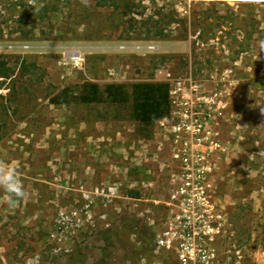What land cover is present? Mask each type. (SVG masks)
I'll return each instance as SVG.
<instances>
[{
	"label": "rangeland",
	"instance_id": "374dc122",
	"mask_svg": "<svg viewBox=\"0 0 264 264\" xmlns=\"http://www.w3.org/2000/svg\"><path fill=\"white\" fill-rule=\"evenodd\" d=\"M262 45L264 0H0V56L16 69L0 89V165L25 191L0 190V264L79 252L147 264L145 241L170 212L167 119L144 137L129 104L50 98L85 81H182L191 94V79L220 104L213 188L228 245L264 264ZM17 56L37 67L19 74Z\"/></svg>",
	"mask_w": 264,
	"mask_h": 264
},
{
	"label": "built area",
	"instance_id": "2783aa9c",
	"mask_svg": "<svg viewBox=\"0 0 264 264\" xmlns=\"http://www.w3.org/2000/svg\"><path fill=\"white\" fill-rule=\"evenodd\" d=\"M175 84L165 127L172 189L162 202L170 212L153 228L147 264H248L243 253L228 245L232 226L213 188L217 93L204 94L192 79L191 94L183 93L182 81Z\"/></svg>",
	"mask_w": 264,
	"mask_h": 264
},
{
	"label": "trees",
	"instance_id": "16d2710c",
	"mask_svg": "<svg viewBox=\"0 0 264 264\" xmlns=\"http://www.w3.org/2000/svg\"><path fill=\"white\" fill-rule=\"evenodd\" d=\"M15 63L19 66V74L23 75L29 70V66L37 67L36 62H30L27 58L17 56ZM14 64L5 57L0 56V89L15 75ZM171 85L167 81H139L130 85L119 82H111L102 86L97 82L85 81L80 86V91L75 94L69 87L60 90L50 98L54 104H65L76 100L82 103L106 102L116 105L129 104L131 118L140 126L139 132L144 137H150L154 124L166 117L172 111ZM2 94H0V98ZM154 232L151 231L150 239L145 241L144 248L149 252ZM145 249V250H146ZM87 258L83 252H79L73 258V264H86Z\"/></svg>",
	"mask_w": 264,
	"mask_h": 264
},
{
	"label": "clouds",
	"instance_id": "9594fccd",
	"mask_svg": "<svg viewBox=\"0 0 264 264\" xmlns=\"http://www.w3.org/2000/svg\"><path fill=\"white\" fill-rule=\"evenodd\" d=\"M261 114L264 115V109H261ZM0 190L7 193L9 198L13 196L23 198L25 196L23 184L17 178L14 168L0 165Z\"/></svg>",
	"mask_w": 264,
	"mask_h": 264
}]
</instances>
